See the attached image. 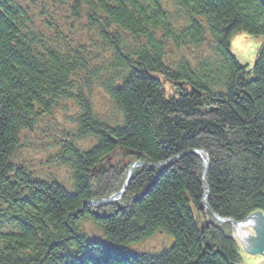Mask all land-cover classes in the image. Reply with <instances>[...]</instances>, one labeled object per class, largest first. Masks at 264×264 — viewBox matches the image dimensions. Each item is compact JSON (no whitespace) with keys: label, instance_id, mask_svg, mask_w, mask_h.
Listing matches in <instances>:
<instances>
[{"label":"trees","instance_id":"trees-1","mask_svg":"<svg viewBox=\"0 0 264 264\" xmlns=\"http://www.w3.org/2000/svg\"><path fill=\"white\" fill-rule=\"evenodd\" d=\"M238 32L264 42L263 0H0V264H239L188 153L209 156L216 214L264 215V43L248 69L230 51ZM101 94L118 118L94 111ZM28 147L64 165L72 190L18 155ZM184 152L79 212L134 161ZM157 231L173 237L160 254L129 247Z\"/></svg>","mask_w":264,"mask_h":264},{"label":"rangeland","instance_id":"rangeland-1","mask_svg":"<svg viewBox=\"0 0 264 264\" xmlns=\"http://www.w3.org/2000/svg\"><path fill=\"white\" fill-rule=\"evenodd\" d=\"M261 42L262 39L260 37L251 36L245 32H238L231 37L230 51L241 65H247L249 67L254 62L256 50L257 48L259 50L260 46L258 47V45ZM163 85L167 90H170L167 82H164ZM93 105L95 111L101 117L113 119L117 117L116 115H114V113H117L118 115L117 110H114L109 104H107V101L101 95H99L96 99H93ZM61 115L62 114H59V116H57L56 118L58 122H63L64 120ZM73 115L74 113H71L69 117ZM86 144H88V141L87 143H84V146ZM47 154L48 153L42 150V148L30 147L23 148L18 152V155L21 156L24 160L36 163L34 169L40 171L39 175H43L46 178L50 176L56 177V181L60 182L69 191H71L72 179L67 171V168L61 164H55V161L48 162L46 164ZM42 161L45 163H42ZM48 173H50L51 175H49ZM157 232V234H154L149 238L140 240L138 242H131L129 247L132 250L138 252L144 251L157 255L160 254L172 244L173 237L166 231ZM236 243L241 256L239 264H264V255L250 254L243 249L241 243Z\"/></svg>","mask_w":264,"mask_h":264},{"label":"water","instance_id":"water-1","mask_svg":"<svg viewBox=\"0 0 264 264\" xmlns=\"http://www.w3.org/2000/svg\"><path fill=\"white\" fill-rule=\"evenodd\" d=\"M260 44L258 45V47L260 46ZM257 53H258V48L256 50L254 62L256 60ZM254 62L249 66V68L254 64ZM185 153L186 152L179 154V155L172 156L169 159L165 160L164 162H158L156 164H151L149 162L135 161L130 166L128 173H127V177L124 181V184L120 188V190L113 193L108 198L101 199V200H95V201H86L85 203H87L88 205H92V206L110 204V203L116 201L118 198L121 197V195L123 194V192L125 191V189L129 185V183L132 179L133 173L137 167L154 166L156 168H159V171L157 172V174L155 175V178H154V181H155V180H157L161 170H163L165 166L173 164L178 158H180ZM188 153L196 154L197 156H199L201 158V160L203 162V166L205 168V171L203 173V181H204V185L207 188L206 194L203 197V206L206 210H208V212L210 213V215L212 216L214 221L218 224H225V223L231 224V226H232L231 237L235 238L236 242L241 243V244H246V245H249L252 247H264V215L256 211V212H253V213H250L249 215H247L243 220L236 221L233 218L222 217V216H219L218 214H216L210 208V206L207 202L208 186L205 182V174H206V170L208 169V167L210 165L209 156H208L207 152L203 149H199V150L191 149L188 151ZM250 254L264 255V252L263 251H261V252L260 251L250 252Z\"/></svg>","mask_w":264,"mask_h":264},{"label":"bare ground","instance_id":"bare-ground-1","mask_svg":"<svg viewBox=\"0 0 264 264\" xmlns=\"http://www.w3.org/2000/svg\"><path fill=\"white\" fill-rule=\"evenodd\" d=\"M113 142H115V140H113ZM95 200L96 199H94V198H89V199L83 200V202H82V208L79 210V212L83 211V206H85V205L91 206L93 208L98 207V206L88 205L87 203H85L86 201H95ZM76 215H77L76 212L68 213V215H67L68 217L67 218H69L70 216L71 217H74ZM241 245H242L243 249L245 251H247L248 253H250V252H258V251H260V252L263 251L264 252V247H252V246H249V245H246V244H241Z\"/></svg>","mask_w":264,"mask_h":264}]
</instances>
